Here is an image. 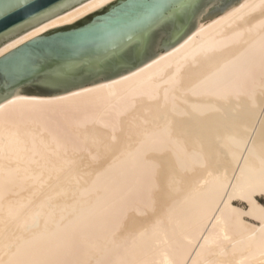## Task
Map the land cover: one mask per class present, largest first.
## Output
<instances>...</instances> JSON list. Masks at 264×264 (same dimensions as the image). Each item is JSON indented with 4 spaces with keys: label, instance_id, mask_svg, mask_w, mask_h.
I'll use <instances>...</instances> for the list:
<instances>
[{
    "label": "bare ground",
    "instance_id": "bare-ground-1",
    "mask_svg": "<svg viewBox=\"0 0 264 264\" xmlns=\"http://www.w3.org/2000/svg\"><path fill=\"white\" fill-rule=\"evenodd\" d=\"M261 197L264 0L106 84L0 102V264H264Z\"/></svg>",
    "mask_w": 264,
    "mask_h": 264
},
{
    "label": "water",
    "instance_id": "water-1",
    "mask_svg": "<svg viewBox=\"0 0 264 264\" xmlns=\"http://www.w3.org/2000/svg\"><path fill=\"white\" fill-rule=\"evenodd\" d=\"M86 0H0V46ZM244 0H116L0 58V102L106 84L174 47Z\"/></svg>",
    "mask_w": 264,
    "mask_h": 264
},
{
    "label": "rangeland",
    "instance_id": "rangeland-1",
    "mask_svg": "<svg viewBox=\"0 0 264 264\" xmlns=\"http://www.w3.org/2000/svg\"><path fill=\"white\" fill-rule=\"evenodd\" d=\"M24 93V92H23ZM48 96H50V95H48ZM259 202L261 203V204H263L264 205V197H261L260 199H259ZM241 207H245V206H241Z\"/></svg>",
    "mask_w": 264,
    "mask_h": 264
}]
</instances>
